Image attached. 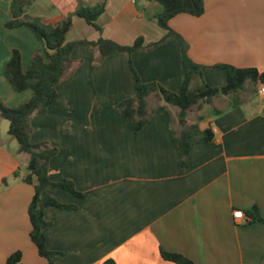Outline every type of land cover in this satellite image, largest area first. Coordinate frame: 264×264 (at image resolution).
Returning a JSON list of instances; mask_svg holds the SVG:
<instances>
[{
    "label": "crops",
    "instance_id": "0c3cea01",
    "mask_svg": "<svg viewBox=\"0 0 264 264\" xmlns=\"http://www.w3.org/2000/svg\"><path fill=\"white\" fill-rule=\"evenodd\" d=\"M103 2L99 33L75 10ZM11 5L12 0H0V101L17 107L33 91L15 92L4 75L5 64L19 50L27 69L45 46L26 27L6 28ZM204 5L201 17L178 15L169 26L188 43L191 59L206 66L205 82L226 85L227 72L217 64L264 73V0H204ZM26 12L55 26L71 16L67 42L104 38L131 46L143 38L148 45L166 34L157 21L163 7L145 0H34ZM91 51L99 61L96 47L76 46L71 60L78 67L57 86L58 96L47 114L31 120V142H48L58 149L49 163L50 180H70L87 196L78 199L47 188L60 203L77 206L44 211L52 223L46 231L48 249L56 253L52 264H175L165 261L161 251L180 254L193 264H264V224H250L245 215L256 206L264 218V96L259 84L247 82L238 93L216 97L211 105L187 113V124L198 123L201 129L211 125L217 139L193 143L186 170L179 165L173 141V132L183 127L179 108L150 98L154 113L139 133L115 109L136 93L130 59L143 82L181 92L179 43L168 40L130 58H105L94 69V89L89 84ZM198 116L203 120L197 122ZM9 128L0 115V264L17 251L23 264H49L30 239L28 208L34 187L23 182L26 175L20 177L19 144ZM8 142L15 151L3 145ZM19 156L28 163V155ZM10 177L17 181L5 185ZM236 210L244 219L234 220Z\"/></svg>",
    "mask_w": 264,
    "mask_h": 264
},
{
    "label": "trees",
    "instance_id": "16d2710c",
    "mask_svg": "<svg viewBox=\"0 0 264 264\" xmlns=\"http://www.w3.org/2000/svg\"><path fill=\"white\" fill-rule=\"evenodd\" d=\"M156 2L163 7V12L157 16L159 26L166 32L165 36L154 43L146 45L143 38H139L131 46H123L117 42L101 38L97 42L77 41L67 42V35L73 27L72 17L58 25L46 24L41 18L31 17L27 14L26 8L34 0H12V20L6 24L7 29L28 28L39 41L45 46L42 54H37L27 67L23 68L22 54L19 50H13L10 60L5 64L4 75L15 92L21 93L32 90V98L17 107H8L0 101V115L9 121V134L19 144V152L28 155L27 174L23 182L34 187V196L28 208V216L31 224L30 239L36 247L40 257L52 264V258L56 254L48 249L46 231L51 226L47 221L44 211L48 207H55L61 210H76V205L60 203L56 198L48 194L47 188L62 189L70 192L78 199H86V195L79 192L72 181L63 180L54 183L49 178L50 160L58 154V149L52 147L48 142L33 144L31 133L33 131L31 119L33 116H43L48 112L49 107L56 100L57 86L71 76L78 64H74L71 55L77 45L87 43L99 50L100 60L94 59L93 51L90 52L89 60V84L94 89L93 72L96 66L105 58L126 54L131 57L135 52L154 49L168 40H175L179 43L182 53V69L184 72L183 85L180 93L167 90L157 82L145 83L138 75L130 59L129 65L135 76V95L125 99L116 105L118 112L125 114L135 133L141 132L148 124L154 113L150 108L149 99L154 97L156 102L164 101L179 108L178 119H186L187 113L194 107L211 105L213 99L219 96L234 95L241 91L245 84L250 81L254 84H264V73L257 68H238L228 64H217L214 67L227 72V83L222 87H212L205 82L204 71L206 66L195 63L189 56V45L186 40L169 26L170 21L182 14L193 17H201L205 13L204 0H145ZM105 2L94 7L80 5L75 14L79 18L101 32L98 24L99 17L105 12ZM197 77L201 85L192 90L193 80ZM235 103L234 106H237ZM216 113H219L216 110ZM203 117L198 116L197 122ZM180 131L173 132V141L179 153V165L184 169L189 168V156L191 146L195 142H214L217 135L212 126L201 129L198 123L185 124ZM19 172L14 173L18 177ZM7 184V180H4ZM248 223H263L264 218L260 215L259 209L254 206L246 210ZM165 261L175 264H193L189 259L180 254H171L161 251ZM22 252L17 251L7 259L5 264H23ZM104 264H115L107 260Z\"/></svg>",
    "mask_w": 264,
    "mask_h": 264
},
{
    "label": "rangeland",
    "instance_id": "374dc122",
    "mask_svg": "<svg viewBox=\"0 0 264 264\" xmlns=\"http://www.w3.org/2000/svg\"><path fill=\"white\" fill-rule=\"evenodd\" d=\"M98 32V31H97ZM99 33H102V31L101 32H99ZM74 62V61H73ZM74 64H75V62H74ZM76 64H78V63H76ZM77 67H78V65H77ZM248 83H251L250 81H248ZM252 84V83H251ZM201 85V82H200V80L197 78V77H195V79L193 80V83H192V90H195L198 86H200ZM152 99V101L153 100H155V98L154 97H152L151 98ZM156 101V100H155ZM157 107V106H156ZM197 107H195L194 109H196ZM210 112H212L211 110L209 111V113ZM213 113V112H212ZM32 120V119H31ZM183 121H186V123H187V120L186 119H181L180 120V124H181V122H183ZM31 125H32V123H31ZM33 128V127H32ZM15 144H18V143H15ZM3 145H5L7 148H10L11 150H16V148H14L13 146H12V143H3ZM53 147V146H52ZM19 150L17 151V153H16V159H17V162H18V167H19V170H20V177H24V175H26L27 174V171H26V167H27V164L21 159V157L19 156ZM21 154V153H20ZM15 181H17V179L16 178H14V177H10V178H8V181H7V183L10 185H12Z\"/></svg>",
    "mask_w": 264,
    "mask_h": 264
},
{
    "label": "built area",
    "instance_id": "2783aa9c",
    "mask_svg": "<svg viewBox=\"0 0 264 264\" xmlns=\"http://www.w3.org/2000/svg\"><path fill=\"white\" fill-rule=\"evenodd\" d=\"M259 92L264 96V84L259 83ZM234 220L244 219V213L241 210H236L233 212Z\"/></svg>",
    "mask_w": 264,
    "mask_h": 264
},
{
    "label": "water",
    "instance_id": "95a60500",
    "mask_svg": "<svg viewBox=\"0 0 264 264\" xmlns=\"http://www.w3.org/2000/svg\"><path fill=\"white\" fill-rule=\"evenodd\" d=\"M185 124H186V121H183V122H181V125H183V126H184Z\"/></svg>",
    "mask_w": 264,
    "mask_h": 264
}]
</instances>
